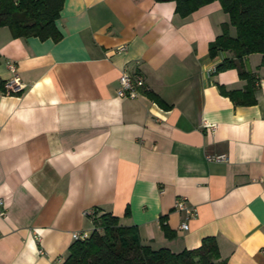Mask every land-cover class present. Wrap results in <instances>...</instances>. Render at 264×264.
Returning a JSON list of instances; mask_svg holds the SVG:
<instances>
[{
    "label": "crops",
    "instance_id": "0c3cea01",
    "mask_svg": "<svg viewBox=\"0 0 264 264\" xmlns=\"http://www.w3.org/2000/svg\"><path fill=\"white\" fill-rule=\"evenodd\" d=\"M227 22L218 1L180 16L173 1L63 0L56 41L0 26V264H61L95 228L88 210L154 249L213 237L225 264H264V64L243 58L259 82L235 104L225 92L249 80L214 72L232 53L208 51ZM11 63L21 85L6 93ZM122 71L143 78L137 97L116 95ZM180 196L197 208L187 229Z\"/></svg>",
    "mask_w": 264,
    "mask_h": 264
},
{
    "label": "trees",
    "instance_id": "16d2710c",
    "mask_svg": "<svg viewBox=\"0 0 264 264\" xmlns=\"http://www.w3.org/2000/svg\"><path fill=\"white\" fill-rule=\"evenodd\" d=\"M173 1L175 12L186 16L212 1H218L229 22L221 24V33L209 43L211 57L218 51H229L232 57L223 59L214 72L236 68L241 78L249 80L242 92L228 91L226 95L235 103L248 105L255 102V83L259 79L246 71L243 58L261 53L264 64V0H161ZM63 0H0V26H7L12 37L35 36L41 40L60 38L55 26ZM234 26L235 36L229 34ZM163 104L160 99H157ZM96 213V212H94ZM95 228L88 238L74 240L61 264H225L219 260L213 237H205L193 249L171 252L167 248L154 249L143 244L133 225H121L118 217L103 213L92 218ZM164 234L171 236L161 223Z\"/></svg>",
    "mask_w": 264,
    "mask_h": 264
},
{
    "label": "built area",
    "instance_id": "2783aa9c",
    "mask_svg": "<svg viewBox=\"0 0 264 264\" xmlns=\"http://www.w3.org/2000/svg\"><path fill=\"white\" fill-rule=\"evenodd\" d=\"M125 50L124 46L118 47L117 51ZM9 69L12 72V77L4 81L3 83V91L6 93L14 92L19 89L18 87L21 85L20 77L16 71V67L14 64H9ZM119 87L116 90V95L118 97H127V98H135L139 95V89L143 87L144 81L143 78L135 73H130L127 71H122L119 75ZM204 128H207L211 132L216 129V125L213 123H204ZM207 160L213 161H223L226 160L225 154H216V155H206ZM173 209L179 213L184 215V220L180 224L181 229H187V220L194 217L197 214V208L190 204L188 199L184 196L177 197L174 201ZM4 214L3 201L0 199V216ZM87 217L93 218L96 217L93 210H88L85 212ZM90 232L86 230L73 232L71 237L74 240H82L88 238Z\"/></svg>",
    "mask_w": 264,
    "mask_h": 264
}]
</instances>
